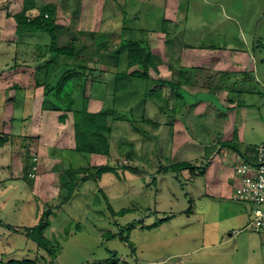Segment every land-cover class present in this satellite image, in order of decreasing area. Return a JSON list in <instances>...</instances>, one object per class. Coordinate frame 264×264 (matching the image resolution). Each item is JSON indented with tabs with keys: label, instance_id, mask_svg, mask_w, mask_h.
I'll return each mask as SVG.
<instances>
[{
	"label": "rangeland",
	"instance_id": "rangeland-1",
	"mask_svg": "<svg viewBox=\"0 0 264 264\" xmlns=\"http://www.w3.org/2000/svg\"><path fill=\"white\" fill-rule=\"evenodd\" d=\"M36 1L56 5L60 44H69V40L76 35L77 53L71 57L52 53L49 51L51 37L46 33L30 36L26 38L28 45L12 46L11 50L8 45L14 40L22 42V38L16 32V26L13 30L7 23V27L0 29V42H10L8 45L0 43V70L7 72L0 81V114L6 107L3 92L8 87L17 83L23 84V87L34 85L39 88L36 68L34 71L18 66L10 71L15 68L12 66L18 53L21 61L32 64L38 62L44 65L47 60L86 64L88 69L93 70L90 78L98 81L96 88L90 90L94 99L98 100L94 104V111H98L104 101L111 102L114 95L113 87L117 81L111 72L116 69L115 53L120 50L123 39L140 38L144 34L143 28L146 29L155 62L163 59L167 63L172 48L165 52V41L182 39L203 44L205 39H209V34L210 41L221 40L217 35L224 20L219 15L222 12L218 11L219 2L229 10L227 12L241 16L264 6V0H180L177 3L173 0ZM100 36L103 38L98 43ZM157 45L161 46L158 48ZM124 51L123 61L117 67L120 71L129 68ZM130 69L136 70L137 66ZM162 71H165L163 65ZM21 72L24 75L31 73V77L23 76L20 83L18 77L23 75ZM148 72L152 77L159 75L154 66H150ZM123 82L126 83L124 78ZM128 84L136 91L134 98L114 103L124 116L133 109L130 114L137 119L139 130L126 119L114 122L111 155L94 156L89 163L69 152L75 144L70 118L63 123L56 119L60 112L55 113L53 121L56 119V123L51 122L48 126L43 118L44 112L40 111L41 102L33 109V105L23 104V96L18 94L16 113L19 118L26 115L29 135L18 134L20 128L23 127V131L26 129L23 123L18 122L22 126L16 125L17 121L14 122L17 132L0 133V138L4 140L0 143V220L5 223L0 225V259H52V254L39 247L29 235V229L36 228L43 213L49 209L44 216L47 226L43 236L54 247L53 264H226L230 261L232 264H246V261L248 264H264V228L255 231L251 225L253 212L251 218L248 212L242 222L227 227L225 222H218V218H224L238 205H222L205 197L199 182L201 178L188 175L190 167L196 168L193 162L188 160L191 164L188 171V167L161 171L162 165L183 162L201 151L210 152L208 145L204 148L197 143L202 136L199 133L200 123L194 122L188 127L190 137L194 138H189L191 144L184 145L182 136L172 142L171 127L162 128V122L155 124L159 116L151 105L152 99L143 101L140 98L138 90L144 89L145 80L136 77L128 79ZM169 90L166 85L163 94L170 100L172 94ZM37 93L41 95L42 88ZM161 103L166 109L170 108L169 101ZM146 107L149 110L145 115L153 124L142 120ZM169 113H165L168 119ZM109 122L112 124L111 116ZM185 130L186 125L183 127ZM57 132L60 135L53 142L52 133ZM128 151L131 155L127 157ZM174 152L177 155L172 160ZM26 163L32 164L26 167ZM100 163H109L111 168H94V178L80 184L71 200L61 195L60 185L56 183L59 171L70 166L86 168ZM246 206L252 211L251 205L242 204L243 209ZM124 208L129 211L118 214ZM233 221L229 219L230 223ZM235 227L242 230L234 233ZM231 233L233 236H230ZM222 238L225 240L223 245L206 246ZM234 251L240 252L235 256Z\"/></svg>",
	"mask_w": 264,
	"mask_h": 264
},
{
	"label": "crops",
	"instance_id": "crops-1",
	"mask_svg": "<svg viewBox=\"0 0 264 264\" xmlns=\"http://www.w3.org/2000/svg\"><path fill=\"white\" fill-rule=\"evenodd\" d=\"M23 1L24 0H11L13 5L17 7H19L20 3L22 4ZM32 1L36 4L35 10L43 4H39L36 0ZM173 1H176L177 3L180 0ZM180 5L181 4L178 6L181 7ZM20 9L21 6L14 10V13ZM10 10L12 11V9ZM227 10L228 9L219 2L218 11H222L219 15H222L224 20L223 27L221 28L222 30L219 31L217 35L221 40L210 41L211 34H209V39H205L206 42L203 44L189 43L182 39L174 40L175 42L165 41V43H163V49H165V52L170 51L168 49L172 48V54L167 58V63L169 62V64L163 59L162 61L158 60L156 62L154 60L156 63L155 70L159 75L150 77L155 81L152 84V86L154 85V88L151 87V89L156 93H159L160 91L163 96H166L163 94V88L166 87L167 84H163L158 79L171 80L173 83H179V81H182L181 89L182 93L188 97L186 100L176 96V89L170 88L169 90L170 94H172L170 97L171 99L169 100L170 112L177 110L176 113H179L175 116H170V119H168L165 116L168 108L161 109L153 103L151 105L154 106L156 109L155 112L157 116H159V119H156V123L162 122V125H160L162 128L170 126L172 136L171 141L175 142V138L178 139L179 136H182V143H185L184 145L186 146L191 144L189 138L194 139L192 135L190 137L188 127L192 126V124L194 125V122L200 123L199 133L202 136L197 143H200L202 146L204 145V148L208 145L210 152L207 153L201 151L200 154L193 156L192 158H185L186 160L183 162L190 164L189 161H191L195 164L196 168L193 169L190 167L191 170H189L188 175H190V177L195 175L197 178H201L199 182L202 183L205 197L213 201L216 200L220 204L222 203V205H238L233 212H230L231 215L230 213L224 215L227 217L226 219L225 217L218 218V222H225L228 227L242 222L243 216L248 214V212L250 213L251 218V209L247 206V209H243L242 204L244 203H241L234 197L236 188L239 184L236 167L242 160H248L250 162L256 161V147L264 142V6L262 9L261 7H256L251 10L249 14L245 13L243 16L238 14L235 15V12H232L233 14L229 13ZM165 14L167 15L168 12L166 11ZM187 18L188 15L186 16V19ZM7 23L11 24V29L15 30L16 22L14 17H7L6 10L1 9L0 29H2V27H7ZM144 30L147 33V30ZM40 33L46 32L35 31L19 34L23 43L18 42V40H14L12 43L5 42V40L0 43H4L5 45L10 43L8 47H11V50H13V47H18L21 44L25 47V45H28V40H26V38ZM14 35L18 36L16 32H14ZM178 35L180 34L178 33ZM145 36L147 37V34H145ZM152 36L154 35H151V37ZM160 46L161 45H157L158 48ZM17 51L18 50H16V53H18ZM18 56H14L15 63L12 67L15 68H12L10 71H14L18 66L35 71V64L38 62L33 64L30 62H23L21 61L20 53H18ZM116 58L114 59L116 69L111 73L114 75L116 81L118 79L116 77L117 73H123L124 79L126 80V86L131 89L132 87L128 84V79L136 78L132 74V70L134 69H130L131 67H129L128 69H123V71L118 70V60ZM63 62L76 64V61L74 63L69 60ZM82 62H84V60ZM162 65L165 67L164 72L162 71ZM17 72L20 74L19 70ZM5 73L7 72H1L0 70V81L3 80ZM21 74L23 73L21 72ZM25 75L28 76L27 78L31 77V73H25ZM25 75H19L18 78L20 83ZM22 85L23 84L19 85L15 83L7 89H10L11 95H13V93H15L16 96L21 94V96H23L22 103L33 105V109L39 104V102H41L40 111L45 114L43 115V118L46 125L49 126V123L51 124V122H55L59 119L58 115L56 117L57 120L54 119L53 121V115L59 111L42 109L44 98L43 86H39L38 88L33 85V87L29 88L23 87ZM11 88H15V91ZM41 88L42 94L39 95L37 92ZM145 89L146 85L142 90ZM6 90L3 92L5 102ZM197 98L200 100H197ZM96 101L98 100L94 99V96L90 97L88 102L90 111H94V104ZM1 104L2 102L0 98V105ZM101 108L102 106L100 109ZM16 110L17 104H15L13 112L15 120L4 125L0 130V133L11 134L17 132L16 129L18 128H15L14 124V122L17 121L16 125L22 126L20 124L23 123L24 128L26 129L23 131V127L20 128L18 134L28 136L29 125L25 124L27 122L25 120L26 115L19 118ZM148 110L149 108L146 107L144 112H148ZM166 118L168 120L165 121ZM18 122L20 124H18ZM184 125L187 127V130L185 131H183ZM71 126L74 131L73 123ZM59 135V132L52 133V141L54 142ZM3 141L4 140L0 138V143H3ZM59 148L61 149L62 147ZM201 148L202 147H200V149ZM71 151L72 153L70 154H74L80 159L84 158L87 163L91 162L92 157L94 159V156L99 157L100 155H103L92 154L89 158H86L76 150L75 144L72 149H69V152ZM176 155L177 153L174 152V158L171 159L174 160ZM0 156V160H2V155L0 154ZM92 167H94V165H92ZM188 169L189 166L186 170L188 171ZM43 171L45 170L43 169ZM1 183L2 182H0V184ZM230 218L234 219L232 223L229 222ZM239 230L242 229L236 227L233 228L234 233H237ZM230 236H233V233H231ZM224 243L225 240L222 238V240H217L214 244H208L206 246H221ZM234 252L236 256L240 251ZM248 252L250 253L252 251ZM245 263L248 264L247 261ZM183 264H185V262H183ZM226 264H232V261Z\"/></svg>",
	"mask_w": 264,
	"mask_h": 264
},
{
	"label": "trees",
	"instance_id": "trees-1",
	"mask_svg": "<svg viewBox=\"0 0 264 264\" xmlns=\"http://www.w3.org/2000/svg\"><path fill=\"white\" fill-rule=\"evenodd\" d=\"M0 6L6 10L7 17H14L16 22V32L18 34H23L25 32H46L51 37V43L49 46V51L56 53L57 55L74 56L76 52V46L74 39L72 37L68 44H60V33L61 30L58 26L57 19V9L55 4L43 3L37 10L36 4L32 0H24L21 9L14 13L15 5L10 0H0ZM12 9V11L10 10ZM35 10V11H34ZM70 28V27H68ZM144 30V29H143ZM60 31V32H59ZM167 31V30H165ZM78 33V32H77ZM143 36L140 38L129 37L122 40L120 44V50L115 53V58L118 60V65L123 61V50L127 55V67L137 66L138 69L132 72L134 77L137 79L145 80L146 89L138 90L141 92V97L143 101L152 99L153 103L159 106L161 109H166L165 104L169 101L166 96L162 93L155 92L151 89L152 84L155 82L149 75V67L156 66L154 62L153 52L145 36L146 31H143ZM103 37H98V43ZM99 53V51H96ZM41 53V57H42ZM93 70L87 68V65H79L70 63H57L52 60H47L44 65L36 64L37 78L36 83L38 86L44 87V98L42 103V108L45 110H56L59 111V120L61 122H66L70 118L74 126L75 135V146L76 150L81 153L84 157L89 158L92 154H103L109 157L111 155V134L113 132V123L121 120H128L133 125H135L136 130H139L137 126V119L132 118L131 110L127 112L128 115L124 116L118 111L117 105L114 102L130 101L134 98L136 91L134 88L129 89L123 82L124 74L119 72L116 77L117 83L113 88L114 95L111 97V102H107L98 111H90L88 109V102L92 96L90 90H94L98 84L96 78L91 79L90 73ZM89 72V73H88ZM95 72V70H94ZM140 74H136V73ZM163 84H167L170 88L176 89V96L186 100L188 97L182 93L181 85L182 81L179 83H173L171 80L158 79ZM14 89L15 88H11ZM138 89V87H136ZM101 96V95H97ZM16 94H10V89L6 90V107L5 110L0 114V130L8 122H13L14 108ZM155 97H157L156 100ZM197 100H200L197 98ZM120 101V102H121ZM166 112H170L168 109ZM177 110L169 113L170 116H175ZM112 118V124L109 122V118ZM142 120L144 123H152L151 119L142 113ZM155 124L156 123L155 121ZM131 153L128 151L126 156H130ZM32 163H26L25 166L29 167ZM36 164V163H35ZM190 167V164L184 162H177L170 164L169 166H161L162 170H168V168H186ZM94 168L97 170L110 169L109 163H104L100 165H94V167H82L73 168L69 167L66 170L59 171L56 176V183L60 185V193L64 196L66 200H71L79 185L83 182L88 181L92 177L94 178ZM81 173L83 175L81 176ZM59 207V206H56ZM52 208V207H51ZM49 209L46 210L40 219V224L36 228L29 229V235L37 242L38 246L45 248L52 254V259L49 261L47 258L43 257L44 260L39 258H25L19 259H0V264H53L54 263V247L51 245L50 241L46 240L43 236L45 231L46 222L44 216L48 213ZM128 208H124L118 212V214H124L128 212ZM164 220V219H163ZM5 224L0 220V225ZM8 227L13 228L12 225L6 224ZM116 264V262H113Z\"/></svg>",
	"mask_w": 264,
	"mask_h": 264
},
{
	"label": "built area",
	"instance_id": "built-area-1",
	"mask_svg": "<svg viewBox=\"0 0 264 264\" xmlns=\"http://www.w3.org/2000/svg\"><path fill=\"white\" fill-rule=\"evenodd\" d=\"M236 174L239 184L234 197L251 205V225L260 231L264 228V142L256 147V161L242 160L236 167Z\"/></svg>",
	"mask_w": 264,
	"mask_h": 264
}]
</instances>
